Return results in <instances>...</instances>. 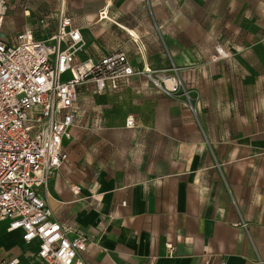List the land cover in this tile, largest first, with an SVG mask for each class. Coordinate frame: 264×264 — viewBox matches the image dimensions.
Masks as SVG:
<instances>
[{
	"label": "crops",
	"instance_id": "obj_1",
	"mask_svg": "<svg viewBox=\"0 0 264 264\" xmlns=\"http://www.w3.org/2000/svg\"><path fill=\"white\" fill-rule=\"evenodd\" d=\"M7 2L9 31L44 16L38 37L56 29V0ZM67 8L86 41L80 61L124 51L135 68L115 89L80 87L69 159L40 190L60 222L86 232V264H264V0ZM9 224L0 264H41L40 242Z\"/></svg>",
	"mask_w": 264,
	"mask_h": 264
},
{
	"label": "built area",
	"instance_id": "obj_2",
	"mask_svg": "<svg viewBox=\"0 0 264 264\" xmlns=\"http://www.w3.org/2000/svg\"><path fill=\"white\" fill-rule=\"evenodd\" d=\"M8 10L7 0H0V222L8 220L10 231L21 230L25 242H40L41 264H86V232L60 222L40 190L48 191L52 176L69 159L64 143L72 138L78 118L80 87L115 89L135 68L124 51L80 61L86 41L65 0L55 8L56 29L44 39L38 35L40 25L47 26L45 18L40 25L27 22L9 31ZM107 16L104 8L99 19ZM216 50L226 53L222 46ZM128 126H134L132 119ZM71 189L80 191L78 185ZM167 248L172 256L175 246L167 243Z\"/></svg>",
	"mask_w": 264,
	"mask_h": 264
},
{
	"label": "trees",
	"instance_id": "obj_3",
	"mask_svg": "<svg viewBox=\"0 0 264 264\" xmlns=\"http://www.w3.org/2000/svg\"><path fill=\"white\" fill-rule=\"evenodd\" d=\"M42 18H45L46 19V21L48 20L47 19V17H42ZM40 22V21H39ZM37 25H40L39 23L37 24ZM40 30H46V29H48V26H46V27H42L41 25H40V28H39ZM49 31H50V29H49Z\"/></svg>",
	"mask_w": 264,
	"mask_h": 264
},
{
	"label": "rangeland",
	"instance_id": "obj_4",
	"mask_svg": "<svg viewBox=\"0 0 264 264\" xmlns=\"http://www.w3.org/2000/svg\"><path fill=\"white\" fill-rule=\"evenodd\" d=\"M62 0H56V6L55 7H57V5H59V3L61 2ZM65 3H67V0H65Z\"/></svg>",
	"mask_w": 264,
	"mask_h": 264
}]
</instances>
